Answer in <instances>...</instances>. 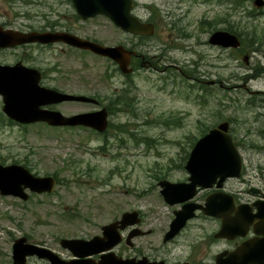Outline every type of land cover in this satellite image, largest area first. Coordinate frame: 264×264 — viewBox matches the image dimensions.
Segmentation results:
<instances>
[{
	"label": "rangeland",
	"instance_id": "obj_1",
	"mask_svg": "<svg viewBox=\"0 0 264 264\" xmlns=\"http://www.w3.org/2000/svg\"><path fill=\"white\" fill-rule=\"evenodd\" d=\"M40 1L45 3L0 0V9L11 18L13 11H28L37 16L40 24L45 23L49 3L54 7L51 21H59L58 12L65 13L70 23L79 26L82 36L106 45L130 43L156 67L141 66L132 76L135 89L130 96L135 97L136 103L131 104L129 113L111 118L114 125L130 121V134H116L111 127L106 138H99L85 127L10 123L2 111L0 95V161L26 164L38 175L52 174L58 178L53 193L33 194L27 201L0 194V264H13V243L23 235L30 242L69 258L72 253L61 246V238L91 239L102 234L103 225L120 218L124 211L135 209L142 212L139 226L147 233L136 236L133 247L123 241L115 248L118 254L133 255L136 251L150 257L159 255L168 264H182L190 259H196L197 264L212 263L223 243L215 242L213 254H205V247L193 249L192 243L202 242L215 233L219 228L217 221L193 219L174 239L163 241L180 204L165 201L159 182L186 181L189 173L185 164L195 141L222 119L231 121L230 129L237 139H245L241 150L248 175L254 174L259 164L264 166V149L248 145L264 144V93H252L264 90V71L253 77L264 68V7L254 8L250 0L244 7H239L236 0H136L134 13L157 20L158 33L150 38L133 34L127 38L107 17L76 20L66 0ZM250 11L252 15L248 14ZM208 23L215 28L230 27L263 44H248L246 52L238 50L240 53L211 45L205 28ZM55 52L52 49L48 53L51 57L37 52L36 59H28L44 67L59 66V71L50 74L51 86L104 97L123 87L121 72L109 77L116 67L110 59L70 50ZM245 55H249L247 59ZM79 60L82 68L77 66ZM195 77L206 83L219 81L209 88L213 92L209 109L194 99L201 92ZM56 107L68 115L95 109L93 104L74 102ZM258 179L253 176L251 182L258 185ZM235 181L229 183L238 187ZM28 262L47 261L29 256Z\"/></svg>",
	"mask_w": 264,
	"mask_h": 264
},
{
	"label": "water",
	"instance_id": "obj_2",
	"mask_svg": "<svg viewBox=\"0 0 264 264\" xmlns=\"http://www.w3.org/2000/svg\"><path fill=\"white\" fill-rule=\"evenodd\" d=\"M78 13L83 18L104 14L122 29L135 34H151L154 32L152 23L143 22L132 13L133 0H72ZM257 6H263L264 0H255ZM8 36L5 39L12 38ZM4 39V34L1 36ZM66 39L72 45L91 49L96 53L109 56L116 60L122 71L129 72L130 55L133 53L123 46H105L99 42L83 39L76 35L59 32H30L16 36L12 43H23L39 40L41 42ZM213 44L225 47H238L240 41L235 34L218 30L210 38ZM3 46L9 45L1 41ZM40 72L23 64L16 66L0 64V94L3 97V111L11 118L21 123L46 121L54 126L86 125L103 131L108 125V113L105 109L92 112L77 113L71 116L61 111L43 107L47 104L65 100H80L96 102V99L85 95H75L40 85ZM229 133V123H220L199 138L192 148L185 168L189 172L187 182L160 181L161 193L171 204L184 203L182 209L175 211V218L165 239L172 238L186 223L194 217L196 209L205 214L221 218L222 225L216 233L217 237L233 239L245 236L249 226L254 225V232L263 233L261 238L252 237L243 241L235 249L225 250L216 256V264H264V202H255L258 208L255 213L247 204L236 206L234 197L230 194L215 192L210 194L204 204L189 201L196 195L198 187H210L217 183L222 186L229 176H239L242 169V157ZM56 185L53 176H38L22 164L0 163V192L4 195H14L28 199L25 192H52ZM138 212H125L120 220L103 226L102 236L92 239L62 238L61 244L68 248L76 259L65 260L54 251L34 243L26 236L18 238L13 245V264H29L27 256L38 255L48 258L49 264H92L94 260L84 259L86 256L100 252L101 259L95 264H162L149 262L148 259H122L116 256L112 248L121 241L120 229L130 224L138 223ZM261 226V230H258ZM142 233L138 229L128 235V242L134 235ZM83 259H77V258Z\"/></svg>",
	"mask_w": 264,
	"mask_h": 264
},
{
	"label": "flooded vegetation",
	"instance_id": "obj_3",
	"mask_svg": "<svg viewBox=\"0 0 264 264\" xmlns=\"http://www.w3.org/2000/svg\"><path fill=\"white\" fill-rule=\"evenodd\" d=\"M66 1H67V4H69L71 6L72 10L75 12V19L80 20V17L76 12V8L73 5L72 0H66ZM250 1H253V5H254V0H250ZM25 3L30 4V5H40V4H44L45 2H41L40 0H33V1L25 0ZM46 5L48 8H47V12L44 13L45 23H40V24H38L37 16L30 15V13L28 11H25L23 13H21L19 11H13L12 12L13 18H11L10 16L7 15L8 13L6 10L0 9V17H3L0 19V45H2L1 41H6V42L10 43L9 46H6V47L0 46V63L1 64H8L11 66H16V65L21 63L27 67L37 69V70H39L40 75H41L40 85H43L46 87L57 88V87L51 86L49 81L52 80V78H53L50 75L51 72L59 71V66H56L54 63L55 66L44 67L43 65H40L37 62H30L28 59H31V60L36 59L35 53H37V52H38V54L42 53L48 57H51V55H49L48 53L51 52L52 49L56 50L55 53H59V51H61V50H63V51L64 50H70L76 54H78V53L95 54V53H93L91 50H88V49H82V48H78L76 46H73V45L69 44L68 40H66V39H58V40L47 41V42H41L39 40H36V41H31V42L12 44V41L15 40V38L19 34V32L28 33V32L50 31V32H59V33H63V34H71V35H77L80 37H84L79 32V29H78L79 26L75 23L74 24L70 23V20H68L67 18L64 17L65 13L58 12L59 21H51L50 15L52 14L51 12L54 13V7L49 3H46ZM21 18H24V20H31V18H32V20H31V22L30 21L25 22V21H22ZM60 20H63V21H60ZM205 28L208 29V31H209V37H208L207 42L210 44V36L215 31V29H214V26H212V24H209V23L207 25H205ZM228 29H230V28H228ZM8 30H9V32H10L9 34L12 36V38L5 39V38L9 37L7 34ZM157 33H158V30H157V28H155L152 35L141 36V37L150 38L152 36H155ZM3 34H4V39L1 38V36ZM126 35H127V38L130 37L129 32H126ZM84 38H87L90 40L92 39L94 41L100 42V40L95 39V38H90V37H84ZM253 41H254V39H253ZM127 47H128V49L134 50L137 53L135 55L131 56L130 66H131L132 70L130 71V73L129 74H122L124 79L122 80L123 82L121 84L123 85V87L116 88L115 93H113L111 95H106L105 97L102 95H99V94H94L93 96L90 95V96L96 98L97 103H93L92 101H78V100L60 102V104L71 103V102L93 104L95 106V109H93V110L105 108L109 114V126L103 133L97 132L98 133L97 135L99 138H106V135H108V132H109L111 127L126 129V131H123V132H127L130 134V130L128 127V125L130 124V121H127V122H121L120 121L114 125V123H113L114 121L111 118L119 116L124 112L129 113L132 110L131 104L136 103L135 97L130 96L132 91L135 89V86L131 83V80H130L132 78V76L139 72L141 66H145L146 68L147 67H150V68L156 67L153 65L152 60L150 58H147L142 53L138 52L137 48L134 45L129 43V45H127ZM218 47L223 48L221 46H218ZM223 49H225V48H223ZM95 55H97V54H95ZM101 57H103V56H101ZM9 58H13V60L9 61L8 60ZM105 58L110 59L109 57H105ZM77 62H78L77 66L82 68L83 64L80 63V60ZM112 62L116 67H115L113 73H109L110 78L115 76L116 74H118V72H120V69H119L117 63L114 61H112ZM194 79L198 80L197 81L198 90L199 89L201 90V92L198 93L194 99L197 102H201L202 107H205V105H207L206 107H207V109H209L208 105H210L212 103V99H213V92L209 88L212 87L213 85H216L217 83H219V81L213 79V80H211L212 82L209 81L206 83V80H204L203 78L195 77ZM206 85H211V86H206ZM219 85L222 86L223 84L220 83ZM245 88H247V87H245ZM57 89H59V88H57ZM59 90H61V89H59ZM255 92L257 94L264 93V90L252 91V93H255ZM261 104L264 105V101H262ZM55 106L56 105H51L49 107L55 108ZM87 111H91V110H87ZM204 118H206L205 113H204ZM10 121L12 123H16L13 120H10ZM220 122H222V121H220ZM220 122H217V123H220ZM217 123H214V125H212L211 127L215 126V124H217ZM116 132H117V130H116ZM233 140L236 143V145L238 146V149H239L241 156H242V169H241L240 175L238 177H228L225 180V182L221 188L217 187V186H213V187H209V188H199L197 190L196 195H195L194 201H196L198 203H205L207 197L210 194H213L215 192H225V193H230L233 195L236 206H239L240 204H247L250 206V208L253 210V212L256 213L258 211V208L256 206H254V203L255 202H264V166L259 164L258 167H256L255 173L248 175V165L246 163V159H245V157L242 153V150H241L242 146H244L245 139H242V138L237 139L235 137V139H233ZM248 145H250L252 147L264 149V144L261 146H259L258 144H255V143H251ZM253 176H256L257 178H259L258 179L259 180L258 185L253 184L251 182L252 181L251 178ZM234 180H236L235 182L238 183V187H235L231 183H229L230 181H234ZM180 206H182V204H180ZM140 215L143 216L141 214V212H140ZM197 218L217 221L218 225H219L218 230L220 229L221 224H222L221 219L216 218L214 216H209V215L205 214L203 211H197L196 216L194 218L190 219V221L193 219H197ZM142 220H143V218H142ZM188 221L185 223V227H187L189 225L190 221L189 222ZM258 230L259 231L261 230V226H258ZM129 231H130V228L127 227L124 230V233L125 232L128 233ZM217 231L213 234L207 235L205 237V240L202 242L195 243V244L192 243L193 249L197 246L205 247V249H204L205 254H208L210 252L212 253V247H215V242H222L223 243L222 247L220 249H218V251L215 255H213V258L211 260L212 263L208 262L209 264H215L216 255L218 253L225 251V250H232V249L236 248L238 245H240L243 241H245L249 238H252V237L261 238L263 236L262 235L263 233H261V232H257V233L254 232V225L253 224L249 226L248 232L245 236L238 235L233 239L216 237ZM124 242H125V244H127L130 247L134 246L133 240L130 242H128V240H126ZM121 243H123V242H121ZM204 250H202V252ZM118 255L122 256L123 258H130V259L134 258L136 260H141V259L146 258L151 262H160L161 261L160 263H162V264H168L169 263L166 258H160L159 255H154V256L150 257V256L143 255V253L136 252V251L134 252L133 255H129V254H127V255L118 254ZM70 258H72V257H69V259ZM93 258L95 260H99L101 258V254L95 255V256H93ZM202 260H204L203 257H202ZM193 263L197 264L198 261L196 259H190V260L185 261L182 264H193ZM41 264H45V263H41ZM199 264H205V262H202V263L200 262Z\"/></svg>",
	"mask_w": 264,
	"mask_h": 264
},
{
	"label": "trees",
	"instance_id": "obj_4",
	"mask_svg": "<svg viewBox=\"0 0 264 264\" xmlns=\"http://www.w3.org/2000/svg\"><path fill=\"white\" fill-rule=\"evenodd\" d=\"M146 139V138H145Z\"/></svg>",
	"mask_w": 264,
	"mask_h": 264
}]
</instances>
